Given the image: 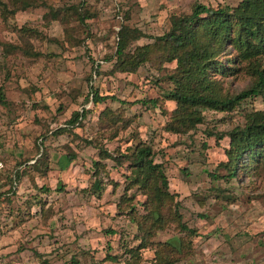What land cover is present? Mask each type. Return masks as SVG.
Listing matches in <instances>:
<instances>
[{
  "label": "rangeland",
  "instance_id": "rangeland-1",
  "mask_svg": "<svg viewBox=\"0 0 264 264\" xmlns=\"http://www.w3.org/2000/svg\"><path fill=\"white\" fill-rule=\"evenodd\" d=\"M195 4L220 11L159 41ZM247 4L0 0V264H264V144L230 153L264 95L197 110L171 95L258 81L264 5ZM124 29L140 36L118 55Z\"/></svg>",
  "mask_w": 264,
  "mask_h": 264
},
{
  "label": "trees",
  "instance_id": "trees-1",
  "mask_svg": "<svg viewBox=\"0 0 264 264\" xmlns=\"http://www.w3.org/2000/svg\"><path fill=\"white\" fill-rule=\"evenodd\" d=\"M263 1L264 0H261V2L264 5ZM247 3H248L247 4L248 6L255 5L257 3V0H247ZM219 11L220 10L216 11L212 8L206 7L205 5L195 4L191 15L184 16L181 19H179L177 25L174 26L173 29L169 33L159 37L158 40L159 41H163V40L172 41L174 42L176 46H182L183 45L182 35H186L184 36V39L185 37L186 38L193 37V34H191L189 30L192 22L199 19L201 14L212 15ZM263 23H264V20H263ZM176 30L179 32V34H176ZM139 36L140 34L135 30H127V29L121 30L119 33L117 54L118 55L123 54V49L128 44V41L132 38H138ZM213 40H214V45H215V42H217V37L214 38ZM210 49H211V46H210ZM199 51L197 50V48H194L193 50V52H199ZM207 53H208V50H207ZM135 59L136 60L138 59V61L134 62L130 66H127L126 68L122 67L121 70L134 71L138 67L141 61V59H139L137 56L135 57ZM256 73L258 76V81L254 85L228 98L208 97L206 95L184 93V92L177 91V90L173 91L171 95L173 96L174 99L178 101L179 105L180 104L182 106L189 105V106H192L194 110L200 109L201 107H211L214 109H229L233 105L238 104L239 102L243 101L244 99L248 97L256 96L260 94L264 95V71L258 70ZM0 97L1 98L3 97L1 88H0ZM106 98L107 96L99 95L97 92L93 94L94 102H102ZM151 103L155 105L154 100H152ZM82 115L83 114L79 112L73 113V116L75 117V119H78L79 116L81 117ZM255 115L256 116L253 117L254 119L250 123L231 132L230 134L231 142L236 140L239 143L236 145V148L232 149V151L230 152L231 155L237 152L239 153V151L243 152L246 147H250L252 145H257V144H264V111L256 112ZM150 156H151L150 147H146V146L138 147L135 153L136 166L140 169L142 168L143 165H146L151 170L158 169L157 168L158 166L156 164H153L150 159H147ZM74 158L75 156L73 154H66L65 156H63V158L60 160L61 169H65V167ZM157 171L159 173V177H160L162 184L165 187H167V180H166L164 173L160 169H158ZM229 176L230 177L235 176V169H233L229 173ZM182 227L186 229L184 225Z\"/></svg>",
  "mask_w": 264,
  "mask_h": 264
},
{
  "label": "built area",
  "instance_id": "built-area-1",
  "mask_svg": "<svg viewBox=\"0 0 264 264\" xmlns=\"http://www.w3.org/2000/svg\"><path fill=\"white\" fill-rule=\"evenodd\" d=\"M4 169H5V163L0 158V177H1V174H3V172H4Z\"/></svg>",
  "mask_w": 264,
  "mask_h": 264
}]
</instances>
